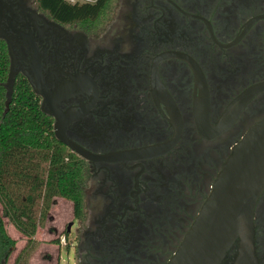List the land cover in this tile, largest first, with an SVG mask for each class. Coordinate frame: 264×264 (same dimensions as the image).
I'll return each instance as SVG.
<instances>
[{"label": "flooded vegetation", "instance_id": "1", "mask_svg": "<svg viewBox=\"0 0 264 264\" xmlns=\"http://www.w3.org/2000/svg\"><path fill=\"white\" fill-rule=\"evenodd\" d=\"M0 8L7 80L13 68L26 81L57 146L85 169L83 214L73 205L63 229L77 264H169L264 119V0H116L96 31L37 0ZM254 242L264 264V191ZM240 254L237 238L220 264Z\"/></svg>", "mask_w": 264, "mask_h": 264}, {"label": "trees", "instance_id": "2", "mask_svg": "<svg viewBox=\"0 0 264 264\" xmlns=\"http://www.w3.org/2000/svg\"><path fill=\"white\" fill-rule=\"evenodd\" d=\"M39 6L61 22H76L86 31L98 30L110 15L116 0L70 3L67 0H37ZM6 42L0 40V264H6L16 240L6 229L4 217L29 238L14 264H29V244L39 225H44L56 197L74 205L81 217L84 209L85 169L68 157L53 137L51 118L45 114L22 77L15 82L7 108L4 84L9 72ZM40 204L39 215L35 206Z\"/></svg>", "mask_w": 264, "mask_h": 264}, {"label": "water", "instance_id": "3", "mask_svg": "<svg viewBox=\"0 0 264 264\" xmlns=\"http://www.w3.org/2000/svg\"><path fill=\"white\" fill-rule=\"evenodd\" d=\"M0 8V15H1ZM12 68L4 86L7 108L14 93ZM258 89L264 90V84ZM264 191V119L253 125L235 145L224 163L199 215L169 264H220L237 238L241 259L255 262L254 212ZM72 223L68 224L70 231Z\"/></svg>", "mask_w": 264, "mask_h": 264}, {"label": "rangeland", "instance_id": "4", "mask_svg": "<svg viewBox=\"0 0 264 264\" xmlns=\"http://www.w3.org/2000/svg\"><path fill=\"white\" fill-rule=\"evenodd\" d=\"M0 210L2 205L0 204ZM39 215L40 204L34 208ZM73 218V203L65 198L55 199L49 217L44 225H39L34 241L29 244V264H77L73 245L74 232L70 236L63 229ZM8 233L16 240L6 264H14L16 257L27 246L29 238L22 234L14 224L4 217Z\"/></svg>", "mask_w": 264, "mask_h": 264}, {"label": "built area", "instance_id": "5", "mask_svg": "<svg viewBox=\"0 0 264 264\" xmlns=\"http://www.w3.org/2000/svg\"><path fill=\"white\" fill-rule=\"evenodd\" d=\"M70 3H92L96 0H67Z\"/></svg>", "mask_w": 264, "mask_h": 264}]
</instances>
